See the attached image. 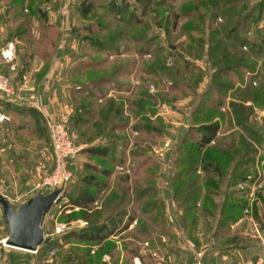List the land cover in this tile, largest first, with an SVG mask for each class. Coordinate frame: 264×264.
I'll use <instances>...</instances> for the list:
<instances>
[{"label": "rangeland", "instance_id": "374dc122", "mask_svg": "<svg viewBox=\"0 0 264 264\" xmlns=\"http://www.w3.org/2000/svg\"><path fill=\"white\" fill-rule=\"evenodd\" d=\"M66 1L0 0V27L3 26V29L0 28L1 37L3 38L7 34V38L16 33L22 34L16 41L14 38L9 39L15 42L17 55L14 61L16 67L12 68L9 64L11 71H16L25 64L24 67L27 71L39 68L42 75L37 77V81L34 76L31 77V80H29V76L24 77L25 86L21 87L16 85V82L20 81V79L16 80L17 75L16 77L11 76L2 71L3 69L0 72L9 77L15 96L26 98L24 100H28L29 104H32L33 100L30 99V96L35 94L39 101L36 104L40 107L43 105L44 92L39 90L38 84L43 81V76L48 70L55 71L59 68L62 70L58 80L62 89L65 83L85 84L83 86L86 87L91 75L98 76L105 72L110 76L115 66H123L124 69L113 78L125 84L117 85L112 80L105 82L104 94H98L99 89L94 88L96 94L90 97L84 91L74 92L71 90L69 94L62 90L63 93L58 94V101L52 102L58 103L57 113L49 116L44 115L47 121L48 119L66 121L77 144H86V147L95 143L111 145L112 151L109 153V157L114 156L118 159L123 153L125 159L124 161L116 159L115 163L113 159L92 155L81 149L72 162L73 177L71 181L45 217V237L46 239L52 238V240L49 243H43L36 250L20 248V251L26 253L25 258L32 264H100L104 260L107 264H178L179 261L186 264H199L198 260L201 259L196 260L194 252L198 242L208 246L213 245L212 240H214L219 245H225L228 238L242 235L245 241L251 244L250 248L246 250L247 253L245 252V257L249 260L247 264L264 263V241L259 234L254 235L257 233V228L262 229V224L264 225V159L259 163L261 169L259 178L263 181L262 185L256 188L253 197L250 196L251 199L241 191L242 195L248 197V204L244 208L243 215L219 235H212L216 229L214 218H202L197 228L188 229L183 227L176 215L179 211L176 212L170 183L179 159L178 143L182 131L191 124L195 102L199 100V94L208 86V80L213 70L211 61L206 63L204 58L194 59L186 53L187 48L191 45L189 35L191 33L201 35L196 31L184 30L191 18L183 16L175 26L166 22L167 15L172 17V13L177 11L176 9L182 10L184 5L190 1L174 0L173 2H163L160 6L152 5L142 22L134 26L120 20L110 6L113 3L117 5L128 2L130 9H137L139 5L138 9H140L142 5L139 0H90L94 6L87 16L82 14L80 7L84 0H71L64 26L61 8L66 4ZM255 1L257 0H242L237 7L242 8L244 4L249 5ZM38 6L45 10L46 15L48 10L52 11L51 16L46 18L42 13L41 15L32 12V7ZM202 9L200 8L201 11ZM220 19L212 23V26H218L221 22ZM259 24L264 26V13ZM87 25L93 27L91 32L87 30ZM115 31L126 34L125 38L127 35H140V33L148 31L151 37L157 38V45L163 44L165 49L170 42H174L173 49H176L177 53H183L190 61L206 66L208 78L205 77L206 79L204 78L199 85L195 84L196 76L186 68H182L179 73L180 82L176 84L167 75L150 72L148 66L155 59L154 49H151V52L141 53L137 48L141 42H119L124 47L120 53L115 50L96 52L89 47L87 42L84 46L80 43L81 38L84 40H88L89 36L104 38ZM65 38L68 42L64 47H61L60 44ZM69 41L76 42V44H70V48H68ZM62 52H67L70 57L67 62L64 61V58L61 59L62 61L60 60ZM174 57L175 55H172L169 58L168 65H173ZM254 59H257V69L260 70V82H264V52ZM193 72L198 73L195 69ZM133 78L139 79V82L133 83ZM151 83H155L154 91L150 90ZM116 87L120 89L116 90ZM23 89H26L25 92ZM194 89H197L199 94H195ZM146 92L156 95L158 98L150 100L146 97ZM218 92L214 93L213 97H218ZM0 97L8 98L10 96L0 93ZM110 97L124 102L123 111L116 118L113 117L116 122H122L112 131L113 135L117 137L110 136L112 134L108 133L107 123L102 120V114ZM244 97L243 94L229 92L224 95V101L217 109L224 113L222 119L220 118L222 127L219 138L229 136L230 132L240 129L236 125L235 116L232 109L228 107V103L232 98L241 102ZM211 99L209 98V100ZM144 101H148L147 111L139 109ZM245 103L253 110L248 121L257 127H262L264 131L263 99L256 103L248 99ZM66 104L69 107L74 106V111L67 110ZM151 108L156 109L155 114L152 113L153 111L151 112ZM1 113L8 114L10 118L0 119V193L9 198L17 207L40 189L45 193L52 191L50 187H42L41 183L44 177L54 169L55 152L51 145L50 134H48L49 127L47 129L43 123L41 126L35 125L37 123L34 122L35 118L30 112L24 113L16 108H7L0 101ZM70 115L72 116L69 118ZM142 116L149 117L154 123H160L162 120L166 126V132L140 130L136 124L141 121ZM203 116L196 114L195 122L200 123L204 120ZM102 122L105 126L99 124ZM245 133L249 135L248 132ZM169 137L172 139L170 150L163 147L164 141ZM88 162L98 166L112 167V172L110 175L104 176L87 167L86 163ZM119 164L124 165V168H119ZM91 174L105 179V185L95 190L97 191L96 199L91 204L90 220H87L82 208L78 209L70 204L69 194H74L77 189L75 185H82L83 177ZM155 183L158 186V193H150L141 199H137L133 195L137 190ZM238 183L235 185L237 188ZM124 190H127L130 197H133L129 209L135 213V219L126 230L111 235V239L116 240V245L109 254L104 257L100 256L97 252L98 244L93 245L80 239L63 240L61 238V233L73 228H81L87 225L88 221L96 223L99 220L96 216L98 210L102 209L108 213L110 208L105 210L104 206L108 202L112 203L111 195L116 193V195L122 196ZM157 198L165 200V208L161 204L158 208L154 207V210L149 209L146 212L145 204L149 200ZM3 210L0 202V244L7 247L5 239L9 229ZM70 211H72V216L68 220V228L61 233L53 234L55 223L64 221L66 213ZM208 221H212L213 225H210ZM240 228L241 231L238 230ZM201 261L205 263L204 260Z\"/></svg>", "mask_w": 264, "mask_h": 264}, {"label": "trees", "instance_id": "16d2710c", "mask_svg": "<svg viewBox=\"0 0 264 264\" xmlns=\"http://www.w3.org/2000/svg\"><path fill=\"white\" fill-rule=\"evenodd\" d=\"M173 1L139 0L142 5L140 9H138L140 5L137 9H130L128 2L117 5L113 3L110 8L120 20L136 26L142 22L150 6H160L163 2ZM189 1L182 10L176 9L177 11L172 13V17L167 15L166 22L175 26L181 17L191 18L184 30L196 31L201 35H193L192 33L189 35L191 45L187 48L186 53L194 59L204 58L206 63L211 61L213 70L208 80V86L200 94L197 89H194V93L199 94V100L195 102L192 110L190 126L183 128L181 133L178 143L180 154L177 166H175L171 176L170 188L176 205V212L179 211L176 214L179 218L178 221L182 222L184 228L195 229L202 218L211 217L215 219L214 234L219 235L243 215L244 208L248 204V197L242 195V190L235 185L239 181H253L261 176L259 163L260 160L264 159V131L262 127H257L248 121L253 110L245 102L248 99H251L253 103L261 99L264 102V82H260V70L257 69V59H254L264 52V26L259 24L264 13V0H257L249 5L244 4L242 8L237 7L242 0ZM93 6L92 1L84 0L80 6L82 14L87 16ZM32 8V12L46 15L42 7ZM200 8H203L202 11ZM219 18H221L220 24L212 26V23ZM86 28L89 32L93 29L91 25H87ZM125 35L120 31H115L104 38L90 36L87 38L88 40L81 38L80 43L84 46L87 42L89 47L96 52L115 50L120 53L124 47L119 42H141V45L137 47L141 53L151 52V49H154L155 59L148 66L150 72L167 75L176 84L180 82L179 73L182 68H186L196 76L195 84L199 85L205 77L208 78L206 66L190 61L183 53H177L176 49H173L174 42H170L165 49V45H157V38L151 37L148 31H144L140 35H127V38L124 37ZM70 44L69 41L68 48H70ZM172 55H175L173 65H168L167 62ZM122 69H124L123 66L117 65L110 76L105 72L98 76L91 75L90 82L88 81L86 87L83 86L85 84L80 85L79 90L84 91L90 97L96 94L94 88H97L99 89L98 94L103 95L105 82L112 80L117 85L125 84L113 78ZM194 69L198 73L195 74ZM216 92L219 96L213 97ZM228 92L245 95L241 102L232 98L228 103V107L232 109L235 116L236 125L240 129L230 132L229 136L219 138L222 127L221 119L224 113L217 111V109L223 103V97ZM145 95L150 100L158 98L156 95L147 92ZM209 98L212 99L209 100ZM0 101L7 108H16L24 113L30 112L36 120V125L41 126L43 123L48 129L47 118L37 105L20 103L5 97H0ZM147 102L144 101L139 109L147 111L149 108ZM123 107L124 102L122 100L118 101L114 97L109 98L107 107L102 114V120L107 123L108 133L112 134L110 136L115 137L112 131L122 123L121 121L116 122L115 118L123 111ZM150 110L153 111V114L156 113V109L151 108ZM196 114L204 115V120L200 123L195 122L194 116ZM160 121V123H154L149 117L142 116L136 127L140 130L166 132L165 124L162 120ZM103 122L99 124L105 126ZM245 132H248L249 135H246ZM111 148V145L95 143L83 148V150L92 155L113 159L116 163V157H109ZM261 149L262 151H260ZM124 159V154L121 153L117 160L124 161ZM86 165L104 176L110 175L113 169L112 167L98 166L91 162L86 163ZM156 184H149L137 190L133 195L137 199H141L150 193H158ZM104 185L105 179H100L94 174L84 176L82 185L76 184L75 193L69 194L70 204L78 207V209L82 208L85 212L84 216L90 220L91 204L97 195L95 190ZM124 191L122 196L116 195V193L111 195L112 203L108 202L104 206L105 210L110 208V211L106 213V211L99 209L96 214L99 220L96 223L88 221V224L81 228H73L61 233V238L63 240L80 239L93 245L98 244L97 252L100 256L104 257L109 254L116 245V240L111 239V235L126 230L132 220L135 219V213L129 209L133 197H130L127 190ZM161 204L165 208L163 198L151 199L145 204L144 210L146 212L149 209L154 210V207L158 208ZM256 210L257 208L255 213ZM4 216L6 217L5 213ZM71 216L72 211L66 213L64 221H68ZM208 222L210 225L212 224V221ZM7 226L9 229L8 223ZM262 227H264L263 224ZM51 240L52 238L46 239L44 244ZM230 243L236 245L249 244L242 235L228 238L225 244ZM91 258L93 257L91 256ZM100 264H107V262L104 260Z\"/></svg>", "mask_w": 264, "mask_h": 264}, {"label": "crops", "instance_id": "0c3cea01", "mask_svg": "<svg viewBox=\"0 0 264 264\" xmlns=\"http://www.w3.org/2000/svg\"><path fill=\"white\" fill-rule=\"evenodd\" d=\"M48 11L49 12L47 13V15H45L46 18L47 17L49 18V16H51V14H52L51 13L52 11H50V10H48ZM0 28L3 29V26H1ZM19 35H22V34L21 33H16L15 35L10 36L12 38H10V37L7 38L6 36L2 38L1 37V33H0V47L3 46L6 43V41L9 40V39H13L14 38L15 41L18 40V38H19L18 36ZM71 44L75 45L76 42L75 43L71 42ZM61 54H62L61 55L62 58H60V60L64 58V61L67 62L68 59L70 58L67 55V52H64V53L62 52ZM16 57H17V55H16ZM24 66H25V64H24ZM24 66L22 65V67H19V69L16 70V71H11L9 63H7L5 60H3L2 56H1V53H0V70L3 69L2 71L10 74L11 76H15L16 77V75H17L18 77H16V80L20 79V81L16 82V85L17 86H21V87L25 86L24 85V81H25L24 77H28L29 76L30 77L29 80H31V77L34 76V79L37 81V77L39 75H42V74H40V69L39 68H35L34 71L32 69H31V71H30V69H28V71H27ZM50 71H52V70H48L45 73V75L43 76V81L41 79L42 82H40L38 84L39 90H42L44 92L43 93V105L40 106V107L38 106V107L43 111V113L46 116L55 115L57 113V111H58L57 104L58 103H52V102L54 100L58 101V94L63 93V91L67 92V93L69 92V94H70L71 90H73L74 92H82L81 90H79V87H80L79 83H76V84L65 83V86H63L62 89H61L60 82H58V80H59V77H60V75L62 73V70L59 68V69H55V71L54 70L52 72H50ZM46 75H48L49 77L46 76ZM115 89L118 90L120 88L116 87ZM25 90L26 89H23L24 92H25ZM24 99H26V98H24ZM24 99L16 100V102L29 104L30 101L24 100ZM32 104H34V103H32ZM66 107H67V110L70 111V109H71L72 112L74 111V106L73 107H69L66 104ZM72 115H70L69 118ZM35 121L36 120H34V122ZM48 134H49V130H48ZM115 137H117V136H115ZM238 230L241 231L242 229L240 228ZM214 232H215V230L213 231L212 235L213 236H217V235L214 234ZM9 233H10V230H9ZM9 233H7L6 236L9 235ZM258 234L261 236V238L264 241V227H262V229L261 228H257V233H254V235H258ZM212 241L214 242L213 245L210 244L208 246L207 245H202L201 243L198 242L197 247L194 248V252L196 254L195 255L196 260L197 259L204 260V262L206 264H247L248 263L249 260L245 257V252H246V250H248L250 248V246H251L250 243L248 245H236L234 243H230V244H227V245L225 244V246H223V245H219L214 240H212ZM20 250L21 249L18 248V247H14V246H10V245H7V247H6V246H3L2 244H0V260H1L0 264H32L30 260L25 258L26 253H23ZM179 262L180 263H178V264H186V263H182L181 261H179ZM34 264H36V263H34ZM258 264H264V263L260 262Z\"/></svg>", "mask_w": 264, "mask_h": 264}, {"label": "built area", "instance_id": "2783aa9c", "mask_svg": "<svg viewBox=\"0 0 264 264\" xmlns=\"http://www.w3.org/2000/svg\"><path fill=\"white\" fill-rule=\"evenodd\" d=\"M71 0H67L66 4H64L61 8V15L63 17V25H66V16L68 17L69 5ZM66 35V33H64ZM65 40V41H64ZM68 40L65 38L61 42V47H64ZM16 44L13 40H8L3 46L0 47V52L2 54L3 59L10 64L12 68H15L16 65L14 61L16 59ZM149 55V53H148ZM133 83H138L139 79L133 78ZM155 83H151L150 90L154 91ZM0 93L4 95H9V99L17 100L15 97L22 99L19 96L14 95V90L9 80V77L0 72ZM13 95V97H11ZM31 101L36 104L39 103L38 97L33 94L30 96ZM37 105V104H36ZM9 115L6 113L0 114V119H9ZM49 131H50V141L51 145L55 152V166L52 172L45 176L43 182L41 183L42 187H50L52 190L56 188H61V192L64 190L66 185L71 181L73 177V169L72 162L77 157L79 151L86 147V144H77L72 134L68 128L66 121L63 120H55L48 119L47 121ZM137 132L136 130H134ZM172 143V139L169 137L164 141V148L170 150ZM119 168H124V165L119 164ZM263 181L261 178H257L255 180H242L238 183V188L246 193L248 197L254 195V192L257 187L262 185ZM61 195V194H60ZM251 199V197H250ZM68 221H58L55 223L53 234H58L68 228ZM54 252V251H52ZM199 264L203 263L201 260H198Z\"/></svg>", "mask_w": 264, "mask_h": 264}, {"label": "water", "instance_id": "95a60500", "mask_svg": "<svg viewBox=\"0 0 264 264\" xmlns=\"http://www.w3.org/2000/svg\"><path fill=\"white\" fill-rule=\"evenodd\" d=\"M60 194L61 188L48 193L40 189L16 207L9 198L0 193V202L10 230L5 242L26 250L38 249L46 240L44 228L46 214Z\"/></svg>", "mask_w": 264, "mask_h": 264}]
</instances>
